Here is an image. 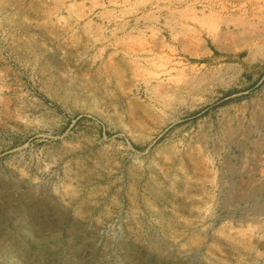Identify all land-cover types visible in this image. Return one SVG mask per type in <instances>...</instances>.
Segmentation results:
<instances>
[{"label": "rangeland", "instance_id": "obj_1", "mask_svg": "<svg viewBox=\"0 0 264 264\" xmlns=\"http://www.w3.org/2000/svg\"><path fill=\"white\" fill-rule=\"evenodd\" d=\"M0 264H264V0H0Z\"/></svg>", "mask_w": 264, "mask_h": 264}]
</instances>
